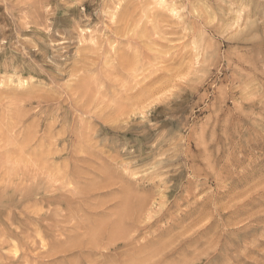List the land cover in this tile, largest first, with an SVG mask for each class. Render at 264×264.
Returning a JSON list of instances; mask_svg holds the SVG:
<instances>
[{
	"label": "rangeland",
	"instance_id": "obj_1",
	"mask_svg": "<svg viewBox=\"0 0 264 264\" xmlns=\"http://www.w3.org/2000/svg\"><path fill=\"white\" fill-rule=\"evenodd\" d=\"M0 231V262L264 264V0H0Z\"/></svg>",
	"mask_w": 264,
	"mask_h": 264
},
{
	"label": "bare ground",
	"instance_id": "obj_2",
	"mask_svg": "<svg viewBox=\"0 0 264 264\" xmlns=\"http://www.w3.org/2000/svg\"><path fill=\"white\" fill-rule=\"evenodd\" d=\"M17 66V65H16ZM17 69V68H16ZM19 72V71H18ZM12 75V74H11ZM15 75V74H14ZM2 76V75H1ZM16 78H18V77H16ZM90 79V78H89ZM87 80V79H86ZM20 81V80H19ZM18 81V82H19ZM11 82H12V80H11ZM16 82V81H15ZM24 82V81H23ZM89 82V81H88ZM14 83V82H13ZM17 84V83H16ZM19 84V83H18ZM89 85V84H88ZM92 85V84H91ZM15 90V89H14ZM95 90V89H94ZM12 91V90H11ZM29 91V90H28ZM6 92H7V90H6ZM13 92V91H12ZM92 93V92H91ZM88 94V93H87ZM36 95V94H35ZM27 97V96H26ZM9 98V97H8ZM23 98H24V96H23ZM28 98V97H27ZM29 99H32L31 97L29 98ZM41 99V98H40ZM44 98H42L41 100H43ZM12 101V100H11ZM28 101H30V100H28ZM43 101H45V100H43ZM40 101L38 100V103H39ZM16 103V102H15ZM37 103V104H38ZM39 104H41V103H39ZM38 104V105H39ZM30 105V104H29ZM32 105V104H31ZM31 105H30V107H31ZM34 105H36V104H34ZM12 107V106H11ZM28 107V106H27ZM30 107H29V109H30ZM36 107V106H35ZM10 108V107H9ZM22 108H25L23 105H22ZM28 109V108H27ZM79 110V109H78ZM15 111H16V109H15ZM20 111H22L23 112V109L22 110H20ZM25 111V110H24ZM17 113L19 112V110H17L16 111ZM19 114V113H18ZM22 113H20V115H21ZM23 114H24V112H23ZM26 114V113H25ZM14 115H15V113H14ZM19 115V116H20ZM29 115V114H28ZM17 117V116H16ZM20 118V117H19ZM29 119V118H28ZM30 119H32V118H30ZM20 120H22V118L20 119ZM29 121V120H28ZM31 121V120H30ZM19 122V121H18ZM22 122H24V121H22ZM32 122V121H31ZM34 122H38V120L37 121H34ZM55 122V121H54ZM25 123H27L26 121H25ZM25 123H22V124H24L25 125ZM39 123V122H38ZM52 123V122H51ZM28 124H29V122H28ZM36 124V123H35ZM53 124V123H52ZM87 125V124H86ZM23 126V125H22ZM64 126V125H63ZM64 128V127H63ZM78 129V128H77ZM18 143V142H17ZM22 143V142H21ZM78 143V142H77ZM82 147V146H81ZM74 157V156H73ZM72 161V163H73V160H71ZM70 161V162H71ZM78 172V171H77ZM70 176V175H69ZM68 176V177H69ZM66 177H67V175H66ZM49 178V177H48ZM63 178V177H62ZM71 178V177H70ZM19 179V178H18ZM17 179V180H18ZM28 179V178H27ZM64 179V178H63ZM17 180H16V183H17ZM36 180V179H35ZM40 180V179H39ZM46 180V179H45ZM44 180V181H45ZM71 180V179H70ZM22 181H24V180H22ZM30 181V180H29ZM34 182V181H33ZM15 183V182H14ZM28 183V182H27ZM32 183V182H31ZM49 183H50V181H49ZM54 183V182H53ZM65 183V182H64ZM70 183V182H69ZM21 184V180H20V182H19V185ZM14 185V184H13ZM31 185V184H30ZM45 185H48V183L47 184H44L43 186H45ZM27 186H29V185H27ZM50 186H52V185H48V187L50 188ZM60 186V185H59ZM68 186H69V184H68ZM86 186V185H85ZM55 187H58V185H56ZM19 188V187H18ZM25 189H26V187H24ZM54 188V187H53ZM61 188H62V186H61ZM65 188V187H64ZM67 188V187H66ZM65 188V189H66ZM79 188V187H78ZM28 189V188H27ZM30 189H31V186H30ZM60 189V188H59ZM63 189V188H62ZM70 189V188H69ZM72 189V188H71ZM12 190V189H11ZM49 190H51V189H49ZM64 190V189H63ZM62 190V191H63ZM75 190V189H74ZM19 191H21V189L19 190ZM28 191V190H27ZM44 191V190H43ZM48 191V190H47ZM58 192H60L59 190H57ZM81 191V190H80ZM85 191H87V189L85 190ZM84 191V193H86ZM11 192H13V191H11ZM22 192V191H21ZM23 192H25L24 190H23ZM51 191H49V193H50ZM53 192V191H52ZM55 192V191H54ZM64 192V191H63ZM77 192V191H76ZM82 192V191H81ZM46 193V192H45ZM66 193V192H65ZM64 193V194H65ZM84 193H82L83 195H86V194H84ZM29 194H30V192H29ZM32 194H34V193H32ZM36 194H38V193H36ZM47 194H48V192H47ZM59 194V193H58ZM60 194H61V192H60ZM70 194V193H69ZM89 194V193H88ZM20 195H21V193H20ZM23 195H25V194H23ZM39 195V194H38ZM46 195V194H45ZM67 195H68V192H67ZM28 196V195H27ZM31 196V195H30ZM62 196V195H61ZM25 196H23V198H24ZM57 197V196H56ZM60 197V196H59ZM38 198V197H37ZM72 198V197H71ZM77 198V197H76ZM84 198V197H83ZM61 199H63V198H61L60 197V200ZM57 200H59V199H57V198H52V197H47L46 199H42V201H41V204H45V207H46V203L47 204H53L54 205V203H56L57 204ZM74 200V199H73ZM34 201H36V199L34 200ZM40 201V200H39ZM79 201V200H78ZM25 202V201H24ZM31 202V201H30ZM80 202V201H79ZM124 202H125V200H124ZM128 202H130V200L128 201ZM21 203V202H20ZM23 203V202H22ZM32 203V202H31ZM36 203V202H35ZM59 203V202H58ZM65 203V202H64ZM25 204H28V203H25ZM33 204V203H32ZM59 204H62V203H59ZM128 204V203H127ZM21 204H19V206H20ZM35 205V204H34ZM69 205V204H68ZM67 205V206H68ZM71 205V204H70ZM23 206V205H22ZM49 206V205H48ZM51 206V205H50ZM49 206V207H50ZM61 205H59V207H60ZM77 206H78V204H77ZM82 206V205H81ZM100 206H102V205H100ZM28 207V206H27ZM27 207H26V209H27ZM30 207V206H29ZM31 207H32V205H31ZM34 207V206H33ZM40 208H41V205L39 206ZM43 207V206H42ZM74 207H75V205H74ZM99 207V206H98ZM24 208V207H23ZM35 208H38L37 206L35 207ZM51 208V207H50ZM61 208H63V207H61ZM84 208V207H83ZM21 209V208H20ZM20 209H18V210H20ZM29 209V208H28ZM52 209V208H51ZM59 209V208H58ZM67 209V208H66ZM76 209V208H75ZM30 210H32L31 208H30ZM34 210V209H33ZM40 210V209H39ZM48 210V209H47ZM60 210V209H59ZM64 210V209H63ZM67 210H69V209H67ZM16 211V210H15ZM37 211H38V209H37ZM40 211H42V209L40 210ZM57 211V210H56ZM73 211V210H72ZM86 211H87V209H86ZM17 212V211H16ZM23 212V211H22ZM26 212H28V211H26ZM50 212H51V210H50ZM49 212V214L51 215V213ZM54 212H55V210H54ZM59 212V211H58ZM129 211H127V213H128ZM11 213V212H10ZM18 213V212H17ZM30 213V212H29ZM28 213V214H29ZM32 213V212H31ZM36 213V212H35ZM38 213V212H37ZM60 213V212H59ZM124 213H126V212H124ZM124 213H123V215H124ZM126 213V214H127ZM24 214H26V213H24ZM34 214V213H33ZM56 214V213H55ZM54 214V215H55ZM71 214H72V212H71ZM16 215V214H15ZM19 215V214H18ZM17 215V216H18ZM27 215V214H26ZM35 215V214H34ZM66 215V214H65ZM74 215V214H73ZM78 215V214H77ZM80 215H82V214H80ZM128 215V214H127ZM17 216H15L16 217V219H19V218H22V217H17ZM22 216H23V214H22ZM36 216V215H35ZM40 216V215H39ZM49 216V215H48ZM30 217V216H29ZM70 217V216H69ZM72 217V216H71ZM75 218H76V216H74ZM85 217V216H84ZM50 218H54V217H50ZM59 218V217H58ZM118 218V217H117ZM121 218V217H120ZM15 219V218H14ZM24 219V218H23ZM26 219V218H25ZM29 219V218H28ZM60 219V218H59ZM83 219V218H82ZM122 219V218H121ZM22 219H20V221H21ZM31 220H33V219H31ZM52 220V219H51ZM76 220V219H75ZM90 220V219H89ZM92 220V219H91ZM113 220V219H112ZM26 222H27V220H25ZM25 221H24V223H25ZM47 222L48 221V217H47V215H46V217L45 218H43V216L41 217V218H39L38 220L35 218L34 219V222L36 223L37 222V224L39 225V224H41L42 222ZM49 221H50V219H49ZM98 221V220H97ZM100 221V220H99ZM116 221V220H115ZM6 222V221H5ZM17 222H18V220H17ZM30 222V225H31V221H29ZM33 222V221H32ZM65 222H66V219H65ZM70 223H71V221H69ZM120 222V221H119ZM63 223V222H62ZM69 223V224H70ZM80 223V222H79ZM101 223V222H100ZM105 223V222H104ZM108 223H109V221H108ZM111 223V222H110ZM16 224V223H15ZM12 225V227L13 226H16V225ZM23 224V223H22ZM28 224V223H27ZM48 224V223H47ZM74 224V223H73ZM106 224V223H105ZM21 225V224H20ZM36 225V224H35ZM44 225H45V223H44ZM55 225H57V224H55ZM59 225V224H58ZM67 225V224H66ZM10 226V225H9ZM22 226V225H21ZM24 226V225H23ZM63 226V225H62ZM69 226V225H68ZM81 226V225H80ZM94 226V225H93ZM112 226V225H111ZM116 226V225H115ZM3 227V226H2ZM27 228H28V226H26ZM46 227V226H45ZM45 227H44V229H45ZM51 227V226H50ZM61 227V226H60ZM113 227V226H112ZM10 228V227H9ZM17 228H20V227H17ZM57 228V227H56ZM68 228V227H67ZM70 228V227H69ZM82 228V227H81ZM97 228V227H96ZM3 229V228H2ZM1 229V230H2ZM44 229L42 230V231H44ZM74 229V228H73ZM78 229H79V226H78ZM77 229V230H78ZM93 229V228H92ZM99 229H100V227H99ZM17 229H9L7 232H8V234H10L11 236H15L17 239L18 238H20V237H18V235L19 234H21L22 232H21V230H18V231H16ZM46 230H47V228H46ZM49 230V229H48ZM47 230V231H48ZM51 230H53L54 231V229H51ZM103 230V229H102ZM46 231V232H47ZM84 231V230H83ZM5 232V231H4ZM24 232H26V230L24 231ZM74 232V231H73ZM78 232V231H77ZM98 232V231H97ZM96 232V233H97ZM107 232V231H106ZM112 232V231H111ZM115 232H117V231H115ZM0 233H1V231H0ZM48 233V232H47ZM47 233H46V235H47ZM51 233V232H50ZM52 233H54V232H52ZM82 233V232H81ZM100 233V232H99ZM114 233V232H113ZM3 234V233H2ZM2 234H0V235H2ZM28 234H29V232H28ZM27 234V235H28ZM55 234V233H54ZM57 234V233H56ZM64 234V233H63ZM66 234V233H65ZM70 234V233H69ZM102 234H103V232H102ZM51 235V234H50ZM59 235V234H58ZM57 235V236H58ZM68 235V234H67ZM84 235H85V233H84ZM99 235V234H98ZM106 235V234H105ZM104 235V236H105ZM4 236V235H3ZM36 236H37V238L39 239V241L41 242V243H43V242H45L44 241V239H43V233L42 232H37V234H36ZM5 237V236H4ZM26 237V236H25ZM28 237V236H27ZM54 237H55V235H54ZM77 237V236H76ZM83 237V236H82ZM89 237V236H88ZM98 237V236H97ZM102 237V236H101ZM48 238V237H47ZM49 238H51V237H49ZM9 239H11L10 238V236H9ZM13 239V238H12ZM22 239H23V237H22ZM66 239V238H65ZM84 239V238H83ZM97 239H99V238H97ZM117 239V238H116ZM116 239H115V241H116ZM14 240H16V239H14ZM19 240V239H18ZM20 240H21V238H20ZM25 240V239H24ZM30 240V239H29ZM47 240H49V239H47ZM62 240V239H61ZM72 240V239H71ZM77 240H79V241H77L78 243L80 242V240H82L81 238L80 239H78L77 238ZM87 240V239H86ZM127 240V239H126ZM2 241V240H1ZM26 241H28L27 239H26ZM25 241V242H26ZM35 241V240H34ZM37 241V240H36ZM103 241V240H102ZM110 241V240H109ZM75 242V241H74ZM73 242V243H74ZM99 242V241H98ZM97 242V243H98ZM9 243H12V245L13 244H15V243H13L11 240H10V242ZM8 243V244H9ZM19 243H20V241H19ZM24 243V242H23ZM40 243V244H41ZM78 243H77V245H78ZM101 243V242H100ZM109 243V242H108ZM113 243V242H112ZM4 244H5V242H4ZM38 244V243H37ZM63 244V243H62ZM86 244H88V243H82V245H86ZM23 245H25V244H23ZM45 245V244H44ZM57 245V244H56ZM61 245V244H60ZM100 245V244H99ZM0 246H1V244H0ZM8 246V245H7ZM28 246V245H27ZM46 246H47V244H46ZM45 246V247H46ZM75 246V245H74ZM73 246V247H74ZM88 246V245H87ZM90 246V245H89ZM21 247V246H20ZM24 247V246H23ZM56 247V246H55ZM57 247H59V246H57ZM69 247V246H68ZM72 247V246H71ZM77 247H79V246H77ZM83 247V246H82ZM95 247V246H94ZM94 247H93V249H94ZM8 248V247H7ZM17 248H18V245H17ZM41 248V247H40ZM43 248V247H42ZM81 248V247H80ZM85 248V247H84ZM89 248V247H88ZM87 248V249H88ZM106 248H108L107 246H106ZM111 248H112V246H111ZM14 251H16V246L15 245H13V248H12ZM52 249V248H51ZM55 250L56 249H58V248H54ZM101 249V248H100ZM109 249V248H108ZM54 250V251H55ZM77 250V249H76ZM97 250V249H96ZM96 250H94V251H96ZM107 250V249H106ZM112 250H114L113 248H112ZM1 251V250H0ZM28 251H30L31 252V250H28ZM47 250H45V252H46ZM57 251H59V249L57 250ZM66 251V250H65ZM68 252H69V250H67ZM67 251H66V253H67ZM75 251V250H74ZM80 251V250H79ZM87 251V250H86ZM92 252H93V250H91ZM3 252V251H2ZM1 252V253H2ZM77 252V251H76ZM0 253V254H1ZM15 253V252H14ZM18 253H19V251H18ZM55 253V252H54ZM83 253V252H82ZM82 253H80V254H82ZM86 253V252H85ZM3 254H5L6 256H7V254H6V252H4ZM65 254V253H64ZM77 254H78V252H77ZM91 254V253H90ZM13 255V254H12ZM1 256V255H0ZM10 256V255H9ZM28 256V255H27ZM52 256H54V255H52ZM59 257H62V256H60V255H58ZM16 253H15V255H14V258L12 259H9V257L7 256V257H5V260H4V262H0V264H20V261L18 260V258L19 257H16ZM3 258V257H2ZM2 258H1V260H2ZM56 258V257H55ZM29 259V258H28ZM53 260V259H52ZM55 260V259H54ZM79 263V262H78ZM29 264H31V263H29ZM52 264H53V261H52ZM56 264V263H55ZM67 264V263H66ZM75 264V263H74Z\"/></svg>",
	"mask_w": 264,
	"mask_h": 264
}]
</instances>
